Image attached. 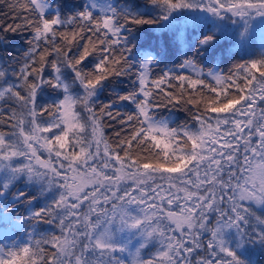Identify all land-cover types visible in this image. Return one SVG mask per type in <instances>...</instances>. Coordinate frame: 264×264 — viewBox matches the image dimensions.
<instances>
[{
    "label": "snow or ice",
    "instance_id": "1",
    "mask_svg": "<svg viewBox=\"0 0 264 264\" xmlns=\"http://www.w3.org/2000/svg\"><path fill=\"white\" fill-rule=\"evenodd\" d=\"M148 3L156 15L98 0L66 15L50 0L9 5L21 23L7 30L31 38L0 62V204L21 180L39 196L23 221L0 212L11 241L0 264H247L238 249L264 245V0ZM257 22L258 56L205 72L199 58L222 39L253 48ZM128 25L156 26L183 59L156 75L160 50L134 43ZM120 77L133 88L117 99L134 108L111 144L103 120L121 114L97 111V98ZM180 104L194 125L156 114ZM41 222L58 234L10 235Z\"/></svg>",
    "mask_w": 264,
    "mask_h": 264
},
{
    "label": "trees",
    "instance_id": "2",
    "mask_svg": "<svg viewBox=\"0 0 264 264\" xmlns=\"http://www.w3.org/2000/svg\"><path fill=\"white\" fill-rule=\"evenodd\" d=\"M116 6L129 5L133 11L139 12L140 14L147 16L156 15V12L152 9V6L148 3V0H108ZM88 0H50L52 4V9L54 11L56 8L61 9L63 14H69V10L75 6L82 7ZM15 0H0V62L9 63L12 62V58H19L26 48L27 40L31 38L29 30H20L12 32L7 30L10 26L14 27L16 24L21 23L20 19H16V12L12 10L9 5L14 4ZM156 26L143 25L135 26L128 25V28L132 29L131 33L125 30V35H128L131 39L136 37L134 43L142 46L144 49L160 50V64L158 67L154 68V73L159 75L161 70H166L165 66L168 68L174 67V63L178 59H183V56L177 54L174 47L166 44L165 41L161 40V34L155 31ZM234 29L237 26H229ZM260 36L256 31L254 39V47L246 48L242 50L238 45H234L230 39H222L218 47L206 54L205 57H200L201 66L204 67L205 72L209 67L213 68L214 71L228 74L233 66L237 63H242L244 60L255 58L259 55L260 48ZM135 51V49H134ZM133 88L132 77H120L113 79L112 83L102 90L98 94L97 98V111L99 107L103 104H112V111L115 114L119 112L121 115L117 116L116 119H109L104 117V132L109 143L115 144L118 138L115 133L121 131L122 126L119 123L120 119L126 118L127 113L133 111L134 106L129 102L118 101L117 96L126 94ZM47 93L42 94L41 102L47 99ZM157 116H163L170 119L173 123L172 126L176 127L179 125L188 124L192 126L195 122L192 120L193 111L191 106L185 105H168L167 107H161L156 109ZM0 130L8 131L6 126L0 125ZM130 132V129L128 130ZM126 132H122V135H126ZM17 192L26 193L25 197H21L18 202L13 201V196ZM39 196L38 191H36L32 186L26 185L23 180L17 182L14 187H12L7 193L4 204H0V212H7L9 209L12 214L23 221L24 217L29 215L28 211V199L32 196ZM35 203V202H34ZM45 200L40 197L39 204L43 206ZM35 238H39L41 235L57 232L58 229L53 225H48L45 223L35 224L34 227L30 223H25L23 229H14L13 237L17 239H27L26 233L33 232ZM11 243V241H10ZM9 243V245H10ZM239 255L244 259L247 264H264V245L259 242L247 244L243 249H238Z\"/></svg>",
    "mask_w": 264,
    "mask_h": 264
},
{
    "label": "rangeland",
    "instance_id": "3",
    "mask_svg": "<svg viewBox=\"0 0 264 264\" xmlns=\"http://www.w3.org/2000/svg\"><path fill=\"white\" fill-rule=\"evenodd\" d=\"M105 2H110V1H108V0H98V3H105ZM229 26H234V25H231L230 22H229ZM255 31H257V33L259 34V22L256 23ZM133 207H135V206H133ZM13 234H14V229H11L10 230V235L12 236ZM124 235H127V233H125ZM124 239L127 240L128 237H124ZM206 240H207V236H205V242H206ZM0 242H3L6 245H9L10 240H3L2 238H0Z\"/></svg>",
    "mask_w": 264,
    "mask_h": 264
}]
</instances>
